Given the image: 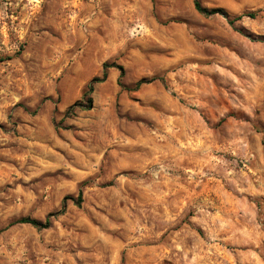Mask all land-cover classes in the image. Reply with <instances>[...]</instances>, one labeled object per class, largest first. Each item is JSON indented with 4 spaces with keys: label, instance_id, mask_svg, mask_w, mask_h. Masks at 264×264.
<instances>
[{
    "label": "rangeland",
    "instance_id": "rangeland-1",
    "mask_svg": "<svg viewBox=\"0 0 264 264\" xmlns=\"http://www.w3.org/2000/svg\"><path fill=\"white\" fill-rule=\"evenodd\" d=\"M200 3L0 0V264H264V0Z\"/></svg>",
    "mask_w": 264,
    "mask_h": 264
},
{
    "label": "trees",
    "instance_id": "trees-1",
    "mask_svg": "<svg viewBox=\"0 0 264 264\" xmlns=\"http://www.w3.org/2000/svg\"><path fill=\"white\" fill-rule=\"evenodd\" d=\"M194 5L195 8L197 9V11H199L200 13L204 14V15H213V14H222L224 16H228V13L223 9V8H214L212 10H209L207 8H204L201 3L200 0H194ZM243 16V15H242ZM242 16H238L236 18H234L232 21H235L237 19H240ZM252 16V14H251ZM107 66V65H106ZM109 66V65H108ZM105 79L104 78H94L90 84L87 86V90L85 91L84 95H83V101L80 102H76L73 106H71V109L69 112H71L74 115V110L75 108H80V109H91L93 107V97L92 94L95 90V84L98 82H101ZM143 82V81H142ZM69 199V197H66V200ZM74 201L75 204L77 205H81L83 203V193L80 192L78 195V198L75 200L73 198H70ZM55 215L54 213H51L50 216ZM16 223H28L31 224L37 228H47L50 225V219L49 217L46 219L45 223L34 219V218H30V217H24V218H20L16 221Z\"/></svg>",
    "mask_w": 264,
    "mask_h": 264
}]
</instances>
